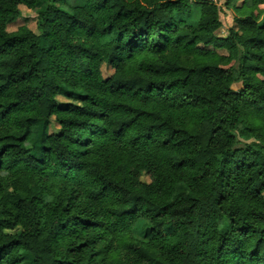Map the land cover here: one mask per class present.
Masks as SVG:
<instances>
[{
  "label": "trees",
  "instance_id": "obj_1",
  "mask_svg": "<svg viewBox=\"0 0 264 264\" xmlns=\"http://www.w3.org/2000/svg\"><path fill=\"white\" fill-rule=\"evenodd\" d=\"M38 1L0 0V264H264V0L222 39L211 0H50L8 33Z\"/></svg>",
  "mask_w": 264,
  "mask_h": 264
},
{
  "label": "rangeland",
  "instance_id": "obj_2",
  "mask_svg": "<svg viewBox=\"0 0 264 264\" xmlns=\"http://www.w3.org/2000/svg\"><path fill=\"white\" fill-rule=\"evenodd\" d=\"M85 0H69V5L70 6H78L82 5ZM213 1L219 8H220V21H221V27L217 31V36L218 38L222 39L228 36L229 31L236 30L234 18L238 15V13L235 11V8L240 9L243 6V0H233V2L228 6L225 4L226 0H211ZM50 0H39L37 6L35 7L34 10H27L24 7H20V16L13 22L9 23L6 25V31L8 33H13L19 28H26L29 31L38 34L37 28H36V22H37V13L40 12L41 10L45 9ZM264 6H260L259 9H263ZM259 25L264 26V13L259 17L258 22ZM199 48L206 50V51H214L220 56H226L227 53L223 51L222 49H214L211 47H203L199 46ZM101 72V77L103 80L109 78L113 71L108 65H102L100 68ZM235 88H239V84L235 85ZM56 102L59 105H66L69 102L61 97L56 98ZM59 131V127L55 123L54 119L52 118L50 120L49 128H48V133L49 134H55ZM27 148L30 149L29 145H27ZM30 154H34L33 151H30ZM139 180L141 183L144 184H149L151 179L148 174L146 173H141L139 176ZM264 198V193L262 194ZM170 228L165 229V233H169ZM20 230L16 229L11 232H6L7 235L11 234H19ZM131 237L138 239V240H148L149 239V225L147 222L144 220H139L137 222L136 227L131 231Z\"/></svg>",
  "mask_w": 264,
  "mask_h": 264
}]
</instances>
